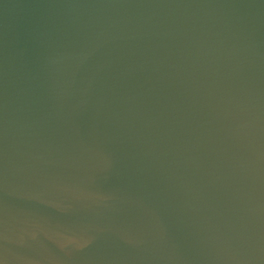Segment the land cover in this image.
<instances>
[{"label":"water","instance_id":"water-1","mask_svg":"<svg viewBox=\"0 0 264 264\" xmlns=\"http://www.w3.org/2000/svg\"><path fill=\"white\" fill-rule=\"evenodd\" d=\"M0 264H264V0H0Z\"/></svg>","mask_w":264,"mask_h":264}]
</instances>
